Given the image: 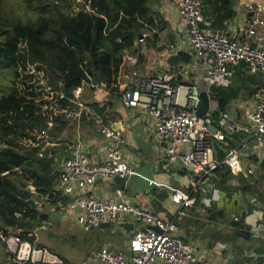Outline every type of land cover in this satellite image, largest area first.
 <instances>
[{
  "label": "built area",
  "instance_id": "1",
  "mask_svg": "<svg viewBox=\"0 0 264 264\" xmlns=\"http://www.w3.org/2000/svg\"><path fill=\"white\" fill-rule=\"evenodd\" d=\"M175 2L179 15L186 22L189 52L194 64L201 67L204 85L191 81L172 82L163 76H146L137 66V59L127 55L133 65L131 81L115 82L113 86L121 88L125 106L145 110L154 122L155 140L163 145V159L191 170L198 178L195 187L203 181L209 182L221 164H226L235 176H251L254 170L245 168L243 162L250 148L249 137L253 136L255 140L264 137V83L255 88L249 102L241 103L245 107L242 117L236 107L225 111L218 121L213 119L211 108L205 115H200L198 110L201 92L206 90L211 97V88L231 80L240 67L244 66L249 74L264 78V0H247L244 3L246 15L234 34L227 29L213 27L212 21L204 16L202 0ZM75 9L80 10L78 4ZM84 10H89V5ZM150 35L148 30L142 32L138 43H146ZM169 47L176 51L178 48L174 44ZM86 85L84 82L72 91L70 100L75 107L62 112L73 118L85 115L93 121V130L107 140L105 158L100 163L91 162L86 154L65 159L59 171L58 189L72 198L66 206L86 231L103 223L116 226L120 222L134 223L135 231L126 249L103 246L80 264H213L200 255L192 243L177 235V220H164L151 210L133 206L120 198L121 191L116 197L106 198L83 191L102 179L142 176L124 157L122 128L105 120L98 110L83 101ZM50 94L52 97L59 95ZM48 125L51 127L53 122L49 121ZM42 135H46V131ZM241 135H247L248 139L243 137L238 144L236 138ZM213 138L228 149L222 161L216 158ZM142 177L149 185L157 184L155 179ZM80 191L83 193L77 195ZM192 192L185 188H175L171 192L172 201L180 207L177 218L186 215V210L193 205ZM203 192L208 194V189L204 188ZM46 229L45 222L38 228L40 231ZM0 245L7 260L15 264H73L48 247L21 239L19 234L5 235L0 231ZM128 250L132 255L127 254Z\"/></svg>",
  "mask_w": 264,
  "mask_h": 264
},
{
  "label": "trees",
  "instance_id": "2",
  "mask_svg": "<svg viewBox=\"0 0 264 264\" xmlns=\"http://www.w3.org/2000/svg\"><path fill=\"white\" fill-rule=\"evenodd\" d=\"M202 1L204 16L214 28L227 29L228 22L237 16L236 0ZM86 5L89 10L85 11ZM163 23L151 0H0V62L13 77L0 97L3 234H19L21 239L37 244L36 232L44 222H50V211L72 200L58 189L59 173L54 170V159L43 150L42 132L51 137L58 125H65L62 110L75 107L70 100L72 91L84 82L105 84L120 98L113 83L125 57L137 56L142 64L144 44L138 43L139 35ZM151 35L158 37V32ZM166 50L160 46L158 51ZM181 60L190 63L192 56L183 52ZM237 80L239 84L234 83ZM262 83L263 77L249 74L243 66L231 80L214 85L210 92L216 101L211 110L213 119L218 121L233 101L247 100ZM52 92L59 95L47 98ZM90 106L99 112L107 109L98 102ZM233 177L229 167L221 164L210 183L218 194L232 195ZM30 187L35 191L28 190ZM44 187H50L52 194ZM193 197L195 203L203 205L201 188L193 191ZM30 198L40 201L42 210L32 208ZM206 210L211 222L226 218L224 211ZM234 228L230 239L250 237L242 221L234 222ZM1 253L7 260L0 245V264H5Z\"/></svg>",
  "mask_w": 264,
  "mask_h": 264
},
{
  "label": "crops",
  "instance_id": "3",
  "mask_svg": "<svg viewBox=\"0 0 264 264\" xmlns=\"http://www.w3.org/2000/svg\"><path fill=\"white\" fill-rule=\"evenodd\" d=\"M246 1L236 0L237 16L231 23L228 22L227 28L231 34H234L242 24L246 13L244 9ZM151 2L160 20L164 22L160 28L151 29L152 33L158 32V37L150 35L148 38L150 41L144 43L141 52L144 58L142 64H139L137 56L128 55L137 59V66L146 76H163L172 82L191 81L203 86L202 70L200 66L194 64V58L189 52L187 26L179 15L177 3L175 0H151ZM172 44L178 47L177 51L169 47ZM160 46H164L167 50L163 53L159 52ZM183 52L192 56V62L182 63L181 60L177 67L168 65L167 58L170 55L179 54L181 58ZM132 67L129 59L125 57L115 82L121 84L130 82ZM85 83L87 85L82 97L85 104L91 107V103L98 102L102 108L107 106V109L100 113L105 117V120L122 128L125 137L124 157L142 176L155 179L157 184L149 185L142 176L137 175L114 176L99 180L95 186L83 191L101 198L116 197L121 191L120 198L133 206L151 210L164 220H177V235L192 243L200 255L211 257L210 261L213 264H264V137L260 140H255L253 136L249 137L250 148L245 154L243 163L245 168H252L254 174L251 176L234 175L232 195L225 193L226 203L219 207L216 204L219 194L214 191L210 183L211 179L209 182L203 181L200 186L195 187L198 178L191 170L185 169L177 163L165 162L163 145L156 142L153 136L154 122L143 108L125 106L120 87L117 88L121 96L117 98V95H113L111 88L105 84L97 87V84ZM87 88H94V91L87 92ZM252 95L247 100L233 101L230 109L236 107L238 114L242 117L245 107L241 103L249 102ZM111 103L114 105L113 108H110ZM214 104L210 97V108H213ZM63 113L65 125H58L51 137L42 135L43 150L54 159V170L59 173L63 161L76 154H86L93 163L102 162L105 158L107 140L93 130V121L85 115L81 118H73L68 117L65 112ZM243 137L248 139L247 135L237 136L238 144L239 139ZM175 188H185L189 191L201 188L203 205L195 203L193 197L194 203L186 210V215L177 218L180 207L177 211V205L171 201L170 197ZM204 188L208 189V194L203 192ZM83 191L78 192L77 195ZM210 207L219 212L224 211L226 218L211 222L206 215V209ZM58 208L61 209V207ZM55 212H58V209L52 211L51 214L56 218L55 221H58L57 224H60L61 213L60 211L57 214ZM235 218L242 221L244 227L248 229L250 233L248 239H230L228 237L235 229L234 222H237L234 220ZM126 219L132 221L130 217ZM225 228L229 230L226 231ZM117 229L129 240L131 234L125 233L118 227ZM48 242L37 241V245L56 251L67 261L73 263L68 255L53 247L55 245L53 240ZM56 246L60 247L59 244ZM124 249L126 248L124 247ZM211 253L216 257L211 256Z\"/></svg>",
  "mask_w": 264,
  "mask_h": 264
},
{
  "label": "rangeland",
  "instance_id": "4",
  "mask_svg": "<svg viewBox=\"0 0 264 264\" xmlns=\"http://www.w3.org/2000/svg\"><path fill=\"white\" fill-rule=\"evenodd\" d=\"M12 78L10 69H6L4 64L0 62V97L7 89H9L13 80ZM234 83L239 84V81L237 80ZM93 91L94 88H87V92ZM46 97L52 98V95L48 94ZM83 101H85L84 98ZM213 101L214 103L216 102L214 99ZM225 200V194L220 193L218 196V202L216 203L217 206L222 207L223 204L226 203ZM39 202L37 204L38 208L41 206V203ZM178 207L179 206L177 205V211ZM48 209L51 210L50 207H46V210ZM55 210H51L50 212L52 213V211L54 212ZM59 211L61 213L60 224H57L58 221H55L56 218L50 213L51 219L50 222L47 223L48 229L41 231L37 230V241H45L49 243L48 241L53 240L55 243L53 247H56V249L62 251L65 255H68L73 260L74 264H80L84 259L92 256L100 247L108 246L112 247V249L119 250L126 247L128 244L129 240L127 236L117 229L115 225L106 229L97 227L90 231H86L78 224L72 211L67 206L58 209V212ZM177 211L175 215L177 214ZM58 212L55 213L57 214ZM56 244H59L60 247H57ZM211 256L214 258L216 257L214 254L212 255V253ZM1 258L5 264H11L5 259L3 253H1ZM208 259L211 260V257L208 256Z\"/></svg>",
  "mask_w": 264,
  "mask_h": 264
},
{
  "label": "water",
  "instance_id": "5",
  "mask_svg": "<svg viewBox=\"0 0 264 264\" xmlns=\"http://www.w3.org/2000/svg\"><path fill=\"white\" fill-rule=\"evenodd\" d=\"M180 61H181V58H180L179 54H172L167 58V63L171 67H177L178 64L180 63ZM201 99H202V101H201V105L199 107L198 112L200 115H205L208 112V110L210 109V96L206 90H203L201 92ZM212 146H213L216 158L219 161H222L224 159V157L227 155L228 149L223 148V146L220 144V142L214 138L212 139ZM42 189L46 190L50 194H52L50 187H44ZM28 190L35 191V188L30 187ZM28 203L31 205L32 208H35L37 206V201L34 198H30L28 200ZM58 209H60V208H58ZM39 210H42V207H39ZM111 226H112V224H110V223H103L100 225V228L106 229V228H109ZM116 227L124 230L125 233H127V234H133L135 231V224L130 223V222H120V223L116 224ZM127 254L132 255V251L128 250Z\"/></svg>",
  "mask_w": 264,
  "mask_h": 264
}]
</instances>
